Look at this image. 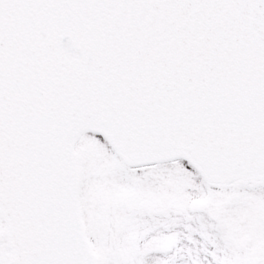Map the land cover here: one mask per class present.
Masks as SVG:
<instances>
[{
    "label": "snow or ice",
    "instance_id": "6c2138e0",
    "mask_svg": "<svg viewBox=\"0 0 264 264\" xmlns=\"http://www.w3.org/2000/svg\"><path fill=\"white\" fill-rule=\"evenodd\" d=\"M0 264H264V0H0Z\"/></svg>",
    "mask_w": 264,
    "mask_h": 264
}]
</instances>
